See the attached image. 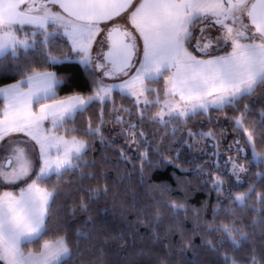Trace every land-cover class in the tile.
<instances>
[{
	"label": "snow or ice",
	"instance_id": "obj_1",
	"mask_svg": "<svg viewBox=\"0 0 264 264\" xmlns=\"http://www.w3.org/2000/svg\"><path fill=\"white\" fill-rule=\"evenodd\" d=\"M262 86L264 0H0V264H111L113 244L120 264H176L159 229L169 213L189 212V191L181 202L166 183L146 188L149 168L178 169L216 193L212 221L199 225L217 234L201 246L210 255L180 264H264V242L250 239L233 208L264 225V111L249 126L253 109L243 103ZM97 106V123L79 119ZM212 112L238 134L223 152L212 128L187 127L198 115L211 123ZM109 117L129 150L138 145L131 156L118 149L121 162L139 161L138 192L113 190L124 178L112 179L107 156L85 159L93 137L115 143L104 137ZM149 124L165 129L159 141L149 139ZM70 172L64 193L56 185ZM110 194L113 207L101 206ZM62 195L73 206L54 223ZM118 201L119 227L110 219ZM205 206L192 209L198 220ZM180 244L181 255L196 248L182 233Z\"/></svg>",
	"mask_w": 264,
	"mask_h": 264
},
{
	"label": "trees",
	"instance_id": "obj_2",
	"mask_svg": "<svg viewBox=\"0 0 264 264\" xmlns=\"http://www.w3.org/2000/svg\"><path fill=\"white\" fill-rule=\"evenodd\" d=\"M162 84V82H161ZM116 103L117 105L123 103L125 106H130L131 102L128 100H121L119 96H116ZM243 103L249 104V106L253 109L252 113L248 114V118L246 120V124L251 126L250 122L252 120H258L259 119V113L261 111H264V86L258 88L256 90V93L248 100L243 101ZM112 107L111 104L107 106L106 113L108 110H110ZM98 111V106L96 108L90 109L89 112H86L84 116L80 117L79 119L81 121H86L89 116H92L94 124L98 122L96 116H93L92 113ZM229 117L233 115H238L239 113H234L231 109L225 110ZM211 116V123H209V116L208 115H198L192 117L188 123L187 127L192 128L193 131H199L202 128L204 130H207L208 128H212L214 131H216V134L218 137L223 138V133H221L224 130L229 131V141L231 138L235 135H238L237 133H234L232 131L233 124L231 121H225L224 120V114L220 112H212L210 114ZM217 119H220V121L217 122ZM114 124L115 126L120 127L115 123L114 120H112L110 117L108 121L103 125L104 131V137L106 140L109 141H115V143H112L110 147H105L102 145L99 141V137H93L90 140V148L92 151H90L87 156L85 157L86 160L92 161V160H100L103 156H107L111 163L109 164L110 169V175L113 180H118L120 177L124 178L123 185H113V190H119L121 195L123 196L125 194V187L128 188L129 193L132 191H140V184L139 181L141 179V174L139 171V161L138 160H132L129 163L121 162L119 159V148H125V151L128 153L129 156L134 154L136 146L132 145V150H129L126 147V142L124 140V137L121 136V131H115L114 133H111V130L108 129V126H111ZM218 125V126H217ZM182 126V130H183ZM171 126H169L168 131H170ZM149 133V139H155L156 141H159L161 136L164 135L165 129L159 128L157 129L155 126L147 125L145 129ZM154 133V136H153ZM181 133H178L177 135H180ZM258 134V130H257ZM224 144H227V139H223ZM168 142L170 143V138L168 139ZM203 143V140H200L197 142L196 145H194L193 152L199 154L200 150L202 149L201 145ZM261 147H264V145H261ZM141 151L143 148L140 149ZM243 163H247V161H242ZM132 164H136L137 167L133 169ZM117 167L119 171H117ZM183 167L188 168L189 165H183ZM255 170V169H254ZM78 175V173H77ZM177 178H179V183L177 181ZM56 177L52 178V184H56ZM73 179V173L66 174L60 181L59 184L56 186L60 188L64 193L71 192V188L66 187V184H68ZM252 176L251 173H248L245 175V180H251ZM143 180L145 187L149 186H157L162 183L168 184L174 191L168 195L172 199H178L181 202H183V194L182 190L187 189L189 191V197L187 200V205L189 207V212L187 214L180 213L179 215L172 217L169 213V218L164 221V223L160 227L161 235H168V241L171 242L173 250H174V259L176 261V264H180V262L185 260H191L193 258V253L197 252L198 256L201 260H206L207 257L210 255L207 248L201 247L206 240L214 239V237L217 235L216 233L208 234L206 231V227L200 228V224H205V222H211L213 213L212 209L217 204L216 199V193L212 192L210 195L207 191L202 190L199 185V179L192 175H185L182 174L178 169L173 168H165V169H156V168H149L146 169V171L143 174ZM244 187H247V184L244 185ZM264 190L258 183H257V191ZM157 189V194H158ZM67 200V203L65 204V201ZM202 202H206V206L201 211V216L199 220L192 214V209H200ZM105 203L109 207H113L112 200H111V194L107 201L101 200L100 205L104 206ZM251 203V202H250ZM72 201L71 199H67L66 196L62 195L58 198L57 204L53 207V214H54V223H55V217L63 218L64 214L67 211H70L72 208ZM228 205L226 204L225 207ZM120 203L117 202L115 206V210L110 214V219L112 220L113 224L117 227H119L124 221L120 219ZM235 215L239 217L244 224V228L246 232L253 233V235L250 237L252 241H254L257 245L264 242V232H262V229H264V225H253V219H258L256 213L251 212L249 209L244 208H238L233 206ZM90 215H95V209L91 210ZM80 215L79 213L77 214ZM127 220H135V217L128 216L126 218ZM70 223H72L70 221ZM78 226V225H77ZM169 227L172 228H179L180 231H173L171 233H167V229ZM196 228L197 230L194 232L193 229ZM140 231L143 233L145 232V228L143 226H140ZM181 233L186 237H192V242L196 246L194 249H186L184 250V254L181 255L179 252V249L181 248L180 244V238ZM29 247H36V245H29ZM117 245L113 244L111 247V254L109 259L111 260V264H120V254L116 251Z\"/></svg>",
	"mask_w": 264,
	"mask_h": 264
},
{
	"label": "rangeland",
	"instance_id": "obj_3",
	"mask_svg": "<svg viewBox=\"0 0 264 264\" xmlns=\"http://www.w3.org/2000/svg\"><path fill=\"white\" fill-rule=\"evenodd\" d=\"M218 121H220V119H217V122H218ZM108 129L111 130V133H114L115 131H119V132H120V127L115 126L114 124H112L111 126H108ZM113 129H114V131H113ZM221 133H223V138H222V141H221V151L223 152L224 149H225V147H226V145L232 143V138H231V140L229 141V135H230V134H229V131H228V130H224V129H223V131H222ZM121 136L124 137V133L121 132ZM224 138L227 139V144H224V141H223ZM204 144H205V141H203V143H202V145H201L202 149L200 150V152H201L202 150H205L204 147H203ZM134 146L137 147L138 145H135V144H134ZM229 154L235 155V153H229ZM241 162H242V161H241ZM242 163H243V162H242ZM241 179H242V180H245V175L242 174Z\"/></svg>",
	"mask_w": 264,
	"mask_h": 264
}]
</instances>
